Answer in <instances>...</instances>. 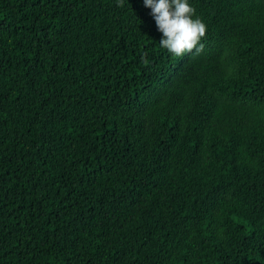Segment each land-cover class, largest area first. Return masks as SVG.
Instances as JSON below:
<instances>
[{"label":"trees","instance_id":"trees-1","mask_svg":"<svg viewBox=\"0 0 264 264\" xmlns=\"http://www.w3.org/2000/svg\"><path fill=\"white\" fill-rule=\"evenodd\" d=\"M186 2L0 0V264H264V0Z\"/></svg>","mask_w":264,"mask_h":264},{"label":"clouds","instance_id":"clouds-1","mask_svg":"<svg viewBox=\"0 0 264 264\" xmlns=\"http://www.w3.org/2000/svg\"><path fill=\"white\" fill-rule=\"evenodd\" d=\"M144 6L151 9L162 33L163 38L159 41L162 48L178 57L191 53L193 49L197 54L202 51L200 40L205 36L206 26L192 19L190 14H194L195 9L186 0H144Z\"/></svg>","mask_w":264,"mask_h":264}]
</instances>
